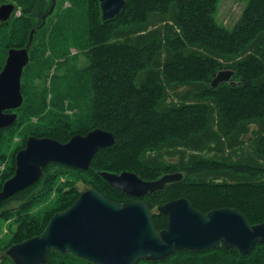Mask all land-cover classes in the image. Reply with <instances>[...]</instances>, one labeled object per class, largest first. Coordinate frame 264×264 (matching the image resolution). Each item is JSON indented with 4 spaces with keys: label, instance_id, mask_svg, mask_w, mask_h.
<instances>
[{
    "label": "trees",
    "instance_id": "16d2710c",
    "mask_svg": "<svg viewBox=\"0 0 264 264\" xmlns=\"http://www.w3.org/2000/svg\"><path fill=\"white\" fill-rule=\"evenodd\" d=\"M10 1L24 5L26 14L0 21V73L8 52L25 48L35 34L22 77L24 104L13 111L15 124L0 131V167L12 162L0 174V192L30 137L66 144L102 129L116 143L100 150L85 172L50 163L39 182L0 202V221L18 223L1 245L7 260L14 264L7 255L12 246L40 236L56 214L75 204L80 183L118 204L146 202L159 231L168 226L159 207L179 199L203 214L233 208L253 226L264 222V0H247L233 30L216 21L219 0H127L107 22L99 0H71L51 35L47 20L61 0ZM77 31L82 34L74 36ZM69 32L72 40L82 38L83 46L75 44L82 55L70 56L63 44ZM223 70L234 71L232 82L213 88ZM16 137L21 142L15 146ZM102 172L135 173L147 182L167 174L183 179L137 199L113 188ZM64 176L73 182L59 198L27 214ZM45 264L93 263L50 251ZM138 264H264V243L248 256L221 245Z\"/></svg>",
    "mask_w": 264,
    "mask_h": 264
},
{
    "label": "water",
    "instance_id": "95a60500",
    "mask_svg": "<svg viewBox=\"0 0 264 264\" xmlns=\"http://www.w3.org/2000/svg\"><path fill=\"white\" fill-rule=\"evenodd\" d=\"M102 20L115 19L127 0H99ZM14 4L0 7V21L7 22ZM53 11V10H52ZM30 62L28 48L10 50L0 73V130L10 127L17 116L8 111L23 103L22 77ZM233 70L220 71L212 81L217 88L228 83ZM116 143L111 132L95 129L62 144L50 138L30 137L16 156V173L0 192V201L9 199L40 181L49 163L89 170L100 150ZM108 184L124 194L142 198L180 182L183 174H171L153 182L137 174L100 173ZM168 216V226L159 231L149 205L143 201L118 204L100 192L88 189L68 210L56 214L37 237L12 246L7 255L14 264H45L50 251L85 259L93 264H138L141 260L159 261L179 250L208 251L224 245L248 256L258 243H264V222L251 225L238 209L222 208L203 214L186 199L159 207Z\"/></svg>",
    "mask_w": 264,
    "mask_h": 264
},
{
    "label": "rangeland",
    "instance_id": "374dc122",
    "mask_svg": "<svg viewBox=\"0 0 264 264\" xmlns=\"http://www.w3.org/2000/svg\"><path fill=\"white\" fill-rule=\"evenodd\" d=\"M32 1L33 0H31V2ZM61 1L62 2L60 3L59 7L56 8L53 11L52 15L48 18L49 20H47V29H46L47 30V34L51 35V34L54 33L53 32L54 28L57 25H61V22H60L61 17L63 15H65L64 13H66V11L69 8H71V6H72L71 0H61ZM15 2H16V0H15ZM10 3L15 4V6H16V3H14L13 1H10V0H2L1 1L0 0V6L3 5V4H10ZM27 4H28V0H27ZM247 4H248L247 0H219L218 13L216 15L217 23L220 26H222L224 28H227L228 30H233L237 26L239 20L241 19L242 12L245 9V7L247 6ZM18 5L19 6L16 8V12H14V14H13L15 17H21L24 14H26L25 6L22 5V4H18ZM72 34H73L72 32H69V33H66V34L64 33L63 38H66V40L63 41V44H67V48H68V51L70 53V56L82 55L80 50L75 45V44H78L79 46H81V45L83 46L84 44H82V38L76 39V40H72L71 39V36H73ZM79 34H82V32L77 31L76 33H74V36H79ZM50 35H48V36H50ZM53 73H54V71H52V75H53ZM244 89L245 88H242L241 90L244 91ZM254 99H255V97H254ZM74 114L75 113H72V115H74ZM35 122L36 121H33V123H35ZM249 132H250L249 136H252L253 135V129H251V131L249 130ZM148 135L152 136L151 133H149ZM20 142H21V138L20 137H16L14 139L15 146L18 145ZM16 148H18V147H16ZM16 148H15V150H16ZM6 154H7V157L10 158L11 154H12V150L11 151H7ZM153 154H157V153H153ZM8 164H12V162L7 161L4 164V166H1L0 167V174H1L2 171L6 170L9 167ZM75 169H77V168H75ZM79 170H81V169H79ZM83 171L85 172V170H83ZM85 177H88V176L87 175H81L80 176V178H82V179H84ZM162 177L163 176H161V178ZM68 182H73V179L72 178L68 179L67 177L64 176V177H62V179L57 180L56 183L53 186L52 192H49V194H50L49 198H47V199L44 198L47 201L46 202L41 201L40 203H37V204L33 205L31 207V209L27 212V214H29V215L36 214L39 211H41L43 209H46L50 205H52L59 198L60 190L61 189L63 190L67 186ZM78 186L83 191L84 190H88L87 186L84 183H80ZM29 192L30 191L28 190L25 193H29ZM137 199H140V198H137ZM13 204H17V201L12 203L11 205H13ZM0 210H1V208H0ZM18 218H20V217H18ZM16 219L17 218H12V219H9V220H6V221L5 220L0 221V249H1V245H2V248H3L4 242H8V239L16 231L17 224H18L15 221ZM5 239H7V240H5ZM5 255H6L5 252L0 250V264H12L9 260H7L5 258Z\"/></svg>",
    "mask_w": 264,
    "mask_h": 264
},
{
    "label": "bare ground",
    "instance_id": "6f19581e",
    "mask_svg": "<svg viewBox=\"0 0 264 264\" xmlns=\"http://www.w3.org/2000/svg\"><path fill=\"white\" fill-rule=\"evenodd\" d=\"M10 4H12V3H10ZM4 5H5V4H4ZM14 5H15V4H14ZM15 7H16V6H15ZM52 10L54 11V7L51 9V12H53ZM15 11H16V9H15ZM13 14H14V13H13ZM13 14H12V16H13ZM12 16H11V18H12ZM11 18H10V19H11ZM46 18H47V17H45V20H46ZM10 19H9V20H10ZM9 20H8V21H9ZM8 21H7V22H8ZM3 23H4V22H3ZM34 34H35V30L32 31V34H31V38H30V42H29V44H28L25 48H23V49H27V48H28L29 56H30V49H31V47H32L33 40H34ZM23 49H11V50H23ZM223 71H224V70H223ZM232 78H233V77H232ZM231 82H232V80H231L230 82H228V83H231ZM219 86H220V85H219ZM21 92H22V97H23V103H22V105H21L19 108H21V107L23 106V104H24L23 89H22ZM19 108L14 109V110H11V111H8V113H10V114H15V115L17 116L15 122H16L17 119H18V115H17V113H15V112H13V111L18 110ZM15 122L13 123V125L15 124ZM13 125H11V126H13ZM11 126H10V127H11ZM6 128H9V127H6ZM3 129H5V128H3ZM3 129H2V130H3ZM0 131H1V130H0ZM237 154H238V153H237ZM222 161H223V159H222ZM223 162H224V161H223ZM230 162H231V161H230ZM49 164H50V163H49ZM49 164H48V165H49ZM227 165H228V164H227ZM46 167H47V166H46ZM46 167H45V168H46ZM45 168H44V169H45ZM44 169H43V170H44ZM102 173H103V172H102ZM167 175H171V174H167ZM42 176H43V175H42ZM164 176H166V175H164ZM164 176H163V177H164ZM160 179H161V178H160ZM9 180H10V179H9ZM40 180H41V179H40ZM158 180H159V179H158ZM155 181H157V180H155ZM38 182H39V181H38ZM151 182H153V181H151ZM175 183H176V182H175ZM35 184H36V183H35ZM170 184H172V183H170ZM33 185H34V184H33ZM167 185H168V184H167ZM31 186H32V185H31ZM28 188H29V187H28ZM164 188H165V187H164ZM26 189H27V188H26ZM24 190H25V189H24ZM162 190H163V189H162ZM22 191H23V190H22ZM85 191H86V190H85ZM158 191H160V190H158ZM83 192H84V191H83ZM154 193H155V192H154ZM12 197H13V196H12ZM10 198H11V197H10ZM133 198H134V197H133ZM3 201H4V200H3ZM136 201H141V200H136ZM0 202H1V201H0ZM143 202H144V201H143ZM145 203H146V202H145ZM122 205H123V204H122ZM150 209H151V208H150ZM232 209H233V208H232ZM151 211H152V210H151ZM61 213H62V212H61ZM152 213H153V212H152ZM247 220H248V219H247ZM141 261H142V260H141ZM147 261H149V260H147Z\"/></svg>",
    "mask_w": 264,
    "mask_h": 264
}]
</instances>
